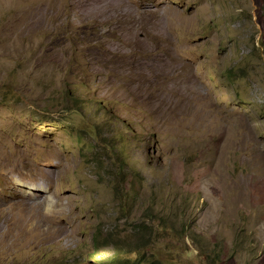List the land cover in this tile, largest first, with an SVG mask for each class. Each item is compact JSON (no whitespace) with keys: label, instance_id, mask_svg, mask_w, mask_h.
Returning a JSON list of instances; mask_svg holds the SVG:
<instances>
[{"label":"rangeland","instance_id":"1","mask_svg":"<svg viewBox=\"0 0 264 264\" xmlns=\"http://www.w3.org/2000/svg\"><path fill=\"white\" fill-rule=\"evenodd\" d=\"M79 1L0 0V264H264V0Z\"/></svg>","mask_w":264,"mask_h":264},{"label":"bare ground","instance_id":"2","mask_svg":"<svg viewBox=\"0 0 264 264\" xmlns=\"http://www.w3.org/2000/svg\"><path fill=\"white\" fill-rule=\"evenodd\" d=\"M68 1H69V0H68ZM72 1H73V0H70V4H71ZM74 1H76V0H74ZM77 1H79V0H77ZM91 1H92V0H90V3H91ZM110 1H111V0H110ZM110 1H109L108 3H110ZM114 1H115V0H114ZM116 1H118V0H116ZM119 1H120V0H119ZM121 1H122V0H121ZM1 2H2V1H1ZM7 2H8V1H7ZM54 2H55V1H54ZM60 2H61V1H60ZM79 2H80V1H79ZM81 2H82V1H81ZM86 2H87V1H85V4H86ZM92 2H94V1H92ZM95 2H96V1H95ZM95 2H94V3H95ZM97 2H98V1H97ZM99 2H100V1H99ZM128 2H129V1H128ZM5 3H6V2H5ZM55 3H56V2H55ZM74 3H75V2H74ZM101 3H102V2H101ZM114 3H115V2H114ZM114 3H113V5H115ZM53 4H54V3H53ZM75 4H76V3H75ZM75 4H74V5H75ZM79 4H80V3H79ZM85 4H83V5H85ZM92 4H93V3H92ZM10 5H11V4H10ZM10 5H9V6H10ZM59 5H61V4H59ZM64 5H65V4H64ZM77 5H78V4H77ZM77 5H75V6H77ZM87 5H88V4H87ZM93 5H94V4H93ZM99 5H100V4H99ZM101 5H103V4H101ZM121 5H122V4H121ZM1 6H2V4H1ZM5 6H6V4H5ZM49 6H50V5H49ZM61 6H62V5H61ZM70 6H71V5H70ZM75 6H74V7H75ZM124 6H125V5H124ZM45 7H46V6H45ZM92 7H94V6H92ZM98 7H99V6H98ZM104 7H105V6H104ZM111 7H113V6H111ZM111 7H109V8H111ZM122 7H123V5H122ZM125 7H126V6H125ZM5 8H6V7H5ZM9 8H10V7H9ZM11 8H12V7H11ZM11 8H10V9H11ZM48 8H49V7H48ZM53 8H55V7H53ZM53 8H51V9H53ZM56 8H57V7H56ZM61 8H62V7H61ZM72 8H73V7H72ZM76 8H77V7H76ZM76 8H75V9H76ZM83 8H84V7H83ZM89 8H90V4H89ZM95 8H96V7H95ZM100 8H101V7H100ZM113 8H114V7H113ZM119 8H120V7H119ZM1 9H2V7H1ZM77 9H80V8H77ZM77 9H76V11H77ZM81 9H82V7H81ZM81 9H80V10H81ZM85 9H88V8H85ZM104 9H105V8H104ZM104 9H102L103 12L106 11V10H104ZM106 9H107V8H106ZM114 9H115V8H114ZM117 9H118V8H117ZM117 9H116V11H117ZM43 10H44V9H43ZM48 10H50V9H48ZM48 10H46V11H48ZM53 10H54V9H53ZM56 10H57V9H56ZM73 10H74V8H73ZM89 10H90V9H89ZM89 10H88V11H89ZM91 10H92V9H91ZM91 10H90V11H91ZM96 10H97V9H96ZM51 11H52V10H51ZM71 11H72V10H71ZM71 11H70L69 13H71ZM83 11H84V10H83ZM90 11H89V13H90ZM94 11H95V10H94ZM121 11H122V10H121ZM121 11H120V12H121ZM123 11H125V12L127 13L128 9H127V10H123ZM140 11H142V10H140ZM48 12H49V11H48ZM52 12H53V11H52ZM54 12H55V11H54ZM85 12H87V11L85 10ZM97 12H98V11H96V13H97ZM101 12H102V11H100L99 13H101ZM111 12H112V11H111ZM111 12H110V13H111ZM117 12H118V11H117ZM89 13H87V14H89ZM96 13H95V14H96ZM114 13H115V12H114ZM137 13H139V12H137ZM140 13H141V12H140ZM50 14H51V13H50ZM58 14H59V13H58ZM71 14H73V13H71ZM75 14H78V13H75ZM81 14H82V13H81ZM92 14H94V12H93ZM95 14H94V15H95ZM97 14H98V13H97ZM97 14H96V15H97ZM105 14H106V13H105ZM105 14H104V15H105ZM111 14H112V13H111ZM115 14H116V13H115ZM119 14H120V13H119ZM148 14H149V13H148ZM148 14H147V16H148ZM152 14H153V13H152ZM47 15H48V14H47ZM60 15H61V13H60ZM60 15H59V17H60ZM84 15H86V14H84ZM84 15H83V17H84ZM89 15H90V14H89ZM94 15H92V16H94ZM101 15H102V13H101ZM108 15H109V14H108ZM128 15H129V14H128ZM73 16H74V15H73ZM73 16H72V18H73ZM124 16H125V15L123 14V17H124ZM135 16H137V15H135ZM57 17H58V16H57ZM59 17H58V18H59ZM67 17H69V16H67ZM83 17H82V18H83ZM95 17H96V16H95ZM110 17H111V16L109 15V18H110ZM119 17H120V16H119ZM119 17H118V18H119ZM125 17H126V16H125ZM139 17H140V16H139ZM141 17H143V16H141ZM141 17H140V18H141ZM150 17H151V16H150ZM76 18H77V17H76ZM79 18H80V17H79ZM93 18H94V17H93ZM112 18H113V17H112ZM128 18H129V17H128ZM131 18H132V17H131ZM137 18H138V17H137ZM74 19H75V18H74ZM90 19H91V18H90ZM116 19H117V16H116ZM122 19H123V18H122ZM142 19H143V18H141L140 20H142ZM145 19L147 20V18H145ZM63 20H64V19H63ZM70 20H71V19H70ZM86 20H87V19H86ZM88 20H89V19H88ZM96 20H97V19H96ZM119 20H120V18H119ZM119 20H118V22H119ZM126 20H128V19H126ZM146 20H145V21H146ZM67 21H68V20H67ZM132 21H133V20H132ZM64 22H65V21H64ZM95 22H96V21H95ZM121 22H122V21H121ZM127 22H128V21H127ZM133 22H134V21H133ZM140 22H141V21H140ZM66 23H67V22H66ZM69 23H70V22H69ZM85 23H86V22H85ZM129 23H130V21H129ZM143 23H144V22H143ZM143 23H142V24H143ZM63 24H64V23H63ZM63 24H62V25H63ZM116 24H117V23H116ZM116 24H115V25H116ZM121 24H122V23H119V24H117V25L120 26ZM134 24H135V22H134ZM139 24H141V23H139ZM144 24H145V23H144ZM144 24H143V25H144ZM60 25H61V24H60ZM81 25H82V24H81ZM111 25H112V24H111ZM129 25H130V24H129ZM137 25H138V24H137ZM149 25H150V24H149ZM178 25H179V24H178ZM82 26H83V25H82ZM82 26H81V27H82ZM87 26H88V24H87ZM107 26H108V25H107ZM109 26H110V25H109ZM121 26H122V25H121ZM131 26H133V25L131 24ZM88 27H90V26H88ZM88 27H87V28H88ZM104 27H105V25H104ZM124 27H126V26L124 25ZM142 27H144V26H142ZM155 27H156V26H155ZM59 28H60V27H58L57 29H59ZM78 28H79V27H78ZM87 28H86V29H87ZM105 28H106V27H105ZM105 28H103V30H104ZM127 28H128V27H127ZM135 28H136V27H135ZM139 28H140V27H139ZM60 29H61V28H60ZM69 29H70V28H69ZM76 29H77V28H76ZM84 29H85V28H84ZM122 29H123V28H122ZM125 29H126V28H125ZM129 29H130V28H129ZM132 29H133V28H132ZM147 29H148V28H147ZM181 29H182V28H181ZM70 30H71V29H70ZM88 30H90V29H88ZM99 30H100V29H99ZM99 30H98V31H99ZM101 30H102V29H101ZM103 30H102V31H103ZM115 30H116V29H115ZM117 30H118V28H117ZM133 30H134V29H133ZM135 30H136V29H135ZM142 30H143V29H142ZM148 30H149V29H148ZM74 31H75V29H74ZM90 31H92V30H90ZM102 31H101V32H102ZM118 31H119V30H118ZM137 31H138V30H137ZM79 32H80V31H79ZM82 32H84V31H81V33H82ZM86 32H87V30H86ZM88 32H89V31H88ZM88 32H87V35H88ZM99 32H100V31H99ZM107 32H109V31H107ZM113 32H114V30H113ZM126 32H127V30H126ZM128 32H129V31H128ZM177 32H178V30H177ZM181 32H184V31H181ZM118 33H119V32H118ZM92 34H93V33H92ZM96 34H97V33H96ZM123 34L125 35V32H124ZM126 34H127V33H126ZM133 34H136V33L134 32ZM142 34H143V33H142ZM155 34H156V33H155ZM155 34H153V35H155ZM158 34H159V33H158ZM184 34H185V33H184ZM75 35H76V34H75ZM77 35H78V34H77ZM85 35H86V34H85ZM87 35H86V36H87ZM93 35H94V34H93ZM97 35H98V34H97ZM108 35H110V34H108ZM108 35H107V36H108ZM115 35H116V34H115ZM119 35H120V34H119ZM124 35H123V36H124ZM131 35H132V31H131ZM182 35H183V34H182ZM83 36H84V35H83ZM111 36H112V35H111ZM117 36H118V35H117ZM120 36H121V35H120ZM125 36H126V35H125ZM125 36L122 37V39L125 38ZM150 36H151V35H150ZM150 36H149V38H151ZM155 36H158V37H159V35H155ZM98 37H99V36H98ZM105 37H106V36H105ZM132 37H133V36H132ZM135 37H136V35H135ZM160 37H161V34H160ZM74 38H75V36H74ZM111 38H112V37H111ZM154 38L156 39V37H154ZM154 38H152V39H154ZM87 39H88V38H87ZM114 39H115V38H114ZM114 39H113V40H114ZM116 39H117V38H116ZM116 39H115V40H116ZM119 39H120V38H119ZM127 39H128V38H127ZM130 39H131V38H130ZM152 39H151V40H152ZM155 39H154V40H155ZM160 39H162V38H160ZM77 40H78V39H77ZM113 40H112V41H113ZM123 40H124V39H123ZM156 40H157V39H156ZM158 40H159V38H158ZM118 41H119V40H117V42H118ZM121 41H122V40H121ZM129 41H130V40H129ZM129 41L127 40L126 43L129 42ZM119 42H120V41H119ZM161 42H162V41H161ZM121 43H122V42H121ZM159 43H160V41H159ZM162 43H164V42H162ZM167 43H168V42H167ZM124 44H125V43L123 42V45H124ZM133 44H134V43H133ZM154 44H155V43H154ZM114 45H115V44H114ZM131 45H132V43H131ZM119 46H120V44H119ZM128 46H130V45H128ZM140 46H141V45H140ZM158 46H159V45H157V47H158ZM81 47H83V46H81ZM121 47H122V46H121ZM121 47H120V48H121ZM135 47H136V46H134V48H135ZM153 47H154V46H153ZM170 47H171V43H170ZM76 48H77V47H76ZM79 48H80V47H79ZM104 48H105V47H104ZM106 48H107V47H106ZM115 48H116V47H115ZM130 48H131V46H130ZM159 48H160V47H159ZM159 48H158V49H159ZM164 48H165V47H164ZM166 48H167V47H166ZM166 48H165V50H166ZM81 49H82V48H81ZM113 49H114V48H113ZM118 49H119V48H118ZM118 49H117V50H118ZM160 49H161V48H160ZM160 49H159V50H160ZM107 50H108V49H107ZM152 50H155V49H152ZM156 50H157V49H156ZM171 50H173V49L170 48V50H169L170 53H171ZM111 51H112V50H111ZM131 51H132V49H131ZM134 51H135V50H134ZM138 51H139V50H138ZM122 52H124V51H122ZM126 52H127V51H126ZM146 52H147V51H146ZM156 52H157V51H156ZM160 52H161V51H159V53H160ZM162 52H163V51H162ZM172 52H173V51H172ZM110 53H111V52H110ZM113 53H114V51H113ZM113 53H112V54H113ZM117 53H118V52H117ZM129 53H130V52H129ZM140 53H141V52H140ZM143 53H144V52H143ZM164 53L166 54L165 51H164ZM132 54H133V53H132ZM134 54H135V53H134ZM136 54H138V53H136ZM136 54H135V55H136ZM141 54H142V53H141ZM141 54H140V55H141ZM148 54H149V53H148ZM150 54H152V53H150ZM155 54H156V53H155ZM161 54H162V53H161ZM161 54H160V55H161ZM140 55L138 54L137 57L139 58ZM166 55L169 56V55H170L169 52H168V54H166ZM172 55H173V54H172ZM151 56H152V55H151ZM153 56H154V55H153ZM156 56H158V55L156 54L155 57H156ZM141 57H142V56H141ZM148 57H149V56H148ZM174 57H175V56H174ZM135 58H136V57H135ZM150 58H151V57H150ZM158 58H160V57H158ZM152 59H153V58H152ZM160 59H161V58H160ZM172 59H173V58H172ZM172 59H171V60H172ZM129 60H130V59H129ZM131 60H133V58H132ZM131 60H130V61H131ZM162 60H163V59H162ZM165 60H166V59H165ZM167 60H168V59H167ZM173 60H174V59H173ZM149 61H150V60H149ZM151 61H153V60H151ZM134 62L136 63V61H134ZM142 62H143V61H142ZM154 62L157 63L158 61L156 60V61H154ZM154 62H153V63H154ZM161 62H163V61H161ZM174 62H175V61H174ZM140 63H141V62H140ZM140 63H139V64H140ZM144 63H145V62H144ZM144 63H143V64H144ZM149 63H152V62H149ZM159 63H160V62H159ZM159 63H157V64H159ZM164 63H165V61H164ZM130 64H131V63H130ZM141 64H142V63H141ZM145 64H146V63H145ZM166 64H167V63H165V65H166ZM171 64H172V62H171ZM175 64H177V63H175ZM135 65H137V64H135ZM165 65H164V66H165ZM168 65H169V63H168ZM168 65H167V66H168ZM172 65H173V64H172ZM172 65H171V66H172ZM137 66H138V65H137ZM155 66H156V65H155ZM164 66H163V67H164ZM167 66H166V70H167ZM130 67H133V66H130ZM138 67H139V66H138ZM160 67H161V65H159V68H160ZM177 67H178V65H177ZM144 68H145V67H144ZM149 68H150V67H149ZM149 68H148V70H149ZM173 68H174V67H173ZM173 68L171 67V70H172ZM181 68H182V66H181ZM181 68H180V69H181ZM141 69H142V68H141ZM146 69H147V68H146ZM160 69H161V68H160ZM160 69H158V70H160ZM174 69H175V68H174ZM151 70H152V68H151ZM153 70H154V69H153ZM156 70H157V69H156ZM156 70H155V71H156ZM161 70H162V69H161ZM168 70H169V69H168ZM168 70H167V71H168ZM149 71H150V70H149ZM162 71H163V70H162ZM164 71H165V70H164ZM167 71H166V74H167ZM174 71H175V70H174ZM153 72H154V71H153ZM179 72H180V70H179ZM149 73L152 74V72H149ZM156 73H157V71H156ZM156 73H155V74L153 73V75H156V76H157ZM159 73H160V72H159ZM161 74H163V73L161 72ZM170 74H171V72H170ZM174 74H175V73H174ZM163 75H164V74H163ZM171 75H172V74H171ZM159 76H161V75H159ZM165 76H166V75H165ZM165 76H164V77H165ZM161 77H162V76H161ZM158 78H159V77H158ZM157 80H158V79H157ZM208 107H209V106H208ZM206 111H207V110H206ZM205 115H206V114H205ZM38 186H39V185H38ZM3 215H4V214H3ZM6 215H7V214H6ZM0 225H1V224H0ZM3 227H4V226H3ZM23 229H24V228H23ZM1 232H2V231H1ZM65 233H67V232H65ZM6 235H7V234H6ZM64 235H65V234H64ZM67 235H68V233H67ZM66 237H67V236H66ZM68 237H69V236H68ZM0 241H1V240H0ZM13 241H14V240H13ZM15 243H16V242H15ZM5 247H6V246H5ZM9 252H10V250H9Z\"/></svg>","mask_w":264,"mask_h":264},{"label":"trees","instance_id":"3","mask_svg":"<svg viewBox=\"0 0 264 264\" xmlns=\"http://www.w3.org/2000/svg\"><path fill=\"white\" fill-rule=\"evenodd\" d=\"M144 225H141V226H138L137 228H134L133 229V231H135V232H140V233H143L144 231H146L145 229H144ZM146 228V227H145ZM160 228H161V230H164L165 231V229L163 228V226H160ZM153 233H154V231H153ZM147 239V241L148 242H150V243H154V241L149 237V235H148V237L146 238ZM104 244H108V243H104ZM125 248H129V250H131V252L135 255V256H137L136 257V259H137V261L139 262V263H144V264H158L157 262L158 261H153V262H149L147 259H145L144 258V256L143 255H140L139 254V252H138V250H136V247H134V246H127V247H125ZM201 249L202 248H200V249H198L199 251H201ZM162 254H165V253H162ZM209 254H210V256H209ZM207 256L209 257V260L210 261H212V263L213 264H215V261H216V256H218L217 255V253L215 252V250H213V251H211L210 253H209ZM202 256H204L203 254H202ZM112 264H125V263H122V262H117V261H113V262H111ZM103 264H105V263H103ZM110 264V263H109ZM131 264V263H130ZM132 264H134V263H132Z\"/></svg>","mask_w":264,"mask_h":264}]
</instances>
